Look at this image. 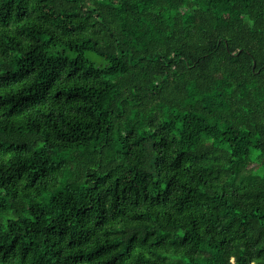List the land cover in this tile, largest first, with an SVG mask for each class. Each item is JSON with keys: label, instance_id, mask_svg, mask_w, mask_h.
Listing matches in <instances>:
<instances>
[{"label": "trees", "instance_id": "obj_1", "mask_svg": "<svg viewBox=\"0 0 264 264\" xmlns=\"http://www.w3.org/2000/svg\"><path fill=\"white\" fill-rule=\"evenodd\" d=\"M0 264H264V0H0Z\"/></svg>", "mask_w": 264, "mask_h": 264}, {"label": "water", "instance_id": "obj_2", "mask_svg": "<svg viewBox=\"0 0 264 264\" xmlns=\"http://www.w3.org/2000/svg\"><path fill=\"white\" fill-rule=\"evenodd\" d=\"M255 68H256V62H254V65H253V69L255 70Z\"/></svg>", "mask_w": 264, "mask_h": 264}, {"label": "rangeland", "instance_id": "obj_3", "mask_svg": "<svg viewBox=\"0 0 264 264\" xmlns=\"http://www.w3.org/2000/svg\"><path fill=\"white\" fill-rule=\"evenodd\" d=\"M96 60H98V58L96 57Z\"/></svg>", "mask_w": 264, "mask_h": 264}]
</instances>
